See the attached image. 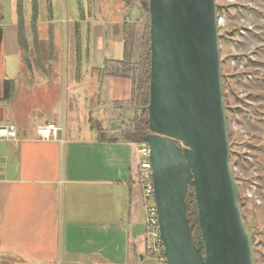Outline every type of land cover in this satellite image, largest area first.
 <instances>
[{
  "label": "crops",
  "instance_id": "obj_1",
  "mask_svg": "<svg viewBox=\"0 0 264 264\" xmlns=\"http://www.w3.org/2000/svg\"><path fill=\"white\" fill-rule=\"evenodd\" d=\"M32 2L26 13L23 0L20 22L16 0L12 38L23 55L8 72L0 27V96L4 82H12L11 97L0 100V121L19 131L17 140H0V264H151L156 258L147 253L139 143L108 140V132L94 125L93 113L107 105L105 80L120 78L107 76L104 66L124 59V36L119 56H103L85 74L63 72V51L44 33L39 1ZM123 2L111 12L113 32L126 14ZM69 38L73 65L79 49L74 32ZM130 80V96L115 94L113 106L131 99ZM46 123L63 128L62 140L38 138L37 127Z\"/></svg>",
  "mask_w": 264,
  "mask_h": 264
},
{
  "label": "water",
  "instance_id": "obj_2",
  "mask_svg": "<svg viewBox=\"0 0 264 264\" xmlns=\"http://www.w3.org/2000/svg\"><path fill=\"white\" fill-rule=\"evenodd\" d=\"M150 147L167 264H255L231 165L216 0H149ZM190 188L204 248L187 213Z\"/></svg>",
  "mask_w": 264,
  "mask_h": 264
},
{
  "label": "rangeland",
  "instance_id": "obj_3",
  "mask_svg": "<svg viewBox=\"0 0 264 264\" xmlns=\"http://www.w3.org/2000/svg\"><path fill=\"white\" fill-rule=\"evenodd\" d=\"M38 1L39 21L46 27L44 33L53 35L54 43L63 51L61 64L63 72L68 73L71 69L74 71L80 69L82 74H85L87 69H90L96 61L100 62L103 56H119L124 45L122 41L124 23L135 25L132 64L138 62L141 53L146 54L150 49V15L149 12L146 13L141 10V0H124L123 4L127 8L126 14L121 18L119 17L121 24H118V28L114 32V24L110 22L113 20L111 12L120 0ZM31 2L32 0H25L26 13L30 12ZM216 2L217 11L222 19L219 24V37L227 119H230L231 124H238L239 129L243 130L247 127L257 137H261V142L255 141L251 145L244 143L246 138L242 133L229 129L231 151L234 156L237 153L247 155L244 148L249 146L258 148L257 156L259 158L257 161L259 165L257 167L264 174V33L260 31L264 25V0H234L231 3L227 0H216ZM103 3L106 7L101 8ZM32 4L34 6L35 1ZM48 6L52 7L51 12H48L50 10ZM240 8L242 9L240 10ZM15 17L16 0H0V27H3L5 32L2 54L5 61V72L14 70L15 62L23 55L16 52L15 42L13 44L12 24ZM31 17L33 19L35 16ZM248 27L252 28L249 30ZM241 29L245 31L243 35H240ZM71 31L77 36L75 42L79 49L78 52L74 53L77 57L73 58V65L71 62V39L69 38ZM95 42L97 47L93 46ZM100 45L103 47L99 48ZM40 51L46 55V46L43 45ZM31 54L38 55V50L32 51ZM50 54L53 55V51ZM106 75L117 76L108 73ZM103 88V99L107 100V105L93 113L97 119H100L94 120V125L99 126L101 130H106L108 133L105 135L108 138L119 137L123 133L122 128L135 117L136 113H140V109H136L135 105L128 103L130 99L116 102L114 106L112 104L113 99L116 98L115 94H120L117 99H127L130 96L131 80L121 76L120 78H107ZM246 100L255 101L253 108H256H249ZM117 106L119 107L117 108ZM246 109L251 110L247 111ZM116 111L119 112L116 113ZM103 116L110 118L104 120ZM104 125H106L105 128ZM251 153L255 154L254 151ZM246 161L244 168L255 163L254 160ZM234 175L235 178L240 176L236 172ZM237 180H239V204L244 222L254 240L255 261L258 262L257 264H264V206L256 205L244 198L247 182L244 177ZM190 189L193 191L189 193V213L198 216L197 203L191 204L190 202L193 199L196 202L194 189ZM199 231L198 225V229L193 231V235ZM257 256L258 258H256ZM151 264L161 263L154 259Z\"/></svg>",
  "mask_w": 264,
  "mask_h": 264
},
{
  "label": "built area",
  "instance_id": "obj_4",
  "mask_svg": "<svg viewBox=\"0 0 264 264\" xmlns=\"http://www.w3.org/2000/svg\"><path fill=\"white\" fill-rule=\"evenodd\" d=\"M228 2H233L234 0H227ZM242 8H240L241 10ZM218 27L221 21V16L218 13ZM252 27H248L250 30ZM260 31L264 33V25L260 28ZM241 34L243 35L245 31L241 29ZM264 36V35H263ZM262 36V37H263ZM248 107L252 109L253 105H255V101H249ZM250 111L251 109H246ZM233 114V112H232ZM253 117V115H252ZM255 117V116H254ZM228 120V129H234L235 132L242 133L246 138L244 143H248L253 145L255 141H260V136H256L254 132L249 131V129L244 128L243 130L238 128V124L232 123L230 119ZM62 127L56 123H46L39 125L36 129L38 138L41 140H62L61 132ZM19 138V131L17 125L11 122H3L0 121V140H17ZM250 142V143H249ZM243 143V144H244ZM247 147V146H246ZM246 152L244 155L242 153H237L234 156V153H231V165L233 164V172L238 173L239 177L236 179L245 178L247 182V186L245 188L244 198L252 201L256 205L264 206V174L258 170V148L247 147L244 148ZM254 149V150H253ZM254 151V153H251ZM139 168H140V182L143 187V200L145 206V214H146V227H147V253L149 256L156 258L161 264H167L166 255H165V247L160 233V225H159V213L158 208L155 202L154 197V183H153V172H152V164L150 159V147L149 144L145 141L139 143ZM248 154H251L248 156ZM234 156V157H233ZM253 161L251 166L246 165V160ZM241 162V165H240ZM247 176V177H246ZM239 182V180H237ZM254 246V245H253ZM258 258V256L256 257ZM254 260H255V251H254ZM258 262L255 261V264Z\"/></svg>",
  "mask_w": 264,
  "mask_h": 264
},
{
  "label": "trees",
  "instance_id": "obj_5",
  "mask_svg": "<svg viewBox=\"0 0 264 264\" xmlns=\"http://www.w3.org/2000/svg\"><path fill=\"white\" fill-rule=\"evenodd\" d=\"M141 10L146 13L149 12V0H141ZM18 14L20 22L23 19V0H18ZM123 35L125 40L126 53L123 60H113L111 63H107L104 66V70L107 73L117 76L129 77L132 79L133 83V92L131 99L128 103L135 105L136 109H140V113L135 115L133 119L126 124L124 128H122L123 133L121 137L128 141H134L137 143H141L144 141V138L150 134L149 127V113H148V105L150 100V49H148L147 53H141L139 56V60L137 63L132 64V54H133V42L135 40V25L131 23H126L123 28ZM3 39V31L0 28V52H1V44ZM150 39V36H149ZM10 84V85H9ZM5 92L3 96H0V100H6L11 97L10 89L12 88L11 81H5ZM140 105V106H138ZM105 136V135H104ZM103 139V136H101ZM108 140H115V138H108ZM193 191L189 189L186 200L187 205L189 202V193ZM191 204H196L193 199L190 201ZM188 218L190 221V225L193 227V231L198 229V216L190 215L189 209L187 207ZM192 214V213H191ZM195 243L204 248V241L200 231L194 234Z\"/></svg>",
  "mask_w": 264,
  "mask_h": 264
},
{
  "label": "bare ground",
  "instance_id": "obj_6",
  "mask_svg": "<svg viewBox=\"0 0 264 264\" xmlns=\"http://www.w3.org/2000/svg\"><path fill=\"white\" fill-rule=\"evenodd\" d=\"M222 20V19H221Z\"/></svg>",
  "mask_w": 264,
  "mask_h": 264
}]
</instances>
